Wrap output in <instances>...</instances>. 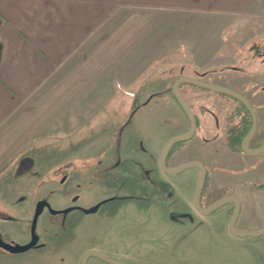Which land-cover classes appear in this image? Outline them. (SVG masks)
<instances>
[{
    "label": "crops",
    "instance_id": "0c3cea01",
    "mask_svg": "<svg viewBox=\"0 0 264 264\" xmlns=\"http://www.w3.org/2000/svg\"><path fill=\"white\" fill-rule=\"evenodd\" d=\"M260 1L0 0V194L8 184L18 182L17 166L23 159L29 160L24 162L30 164L26 170L39 173L75 163L79 154L111 147L114 135L120 140L123 126L137 119L160 124L164 131L160 147L153 150L159 162L165 143L188 130L186 116L177 125L171 117L165 119L177 104L172 85L182 76L203 77L207 83L242 94L256 111L257 132L264 135V61L251 70L248 85L252 87L244 88L237 79L229 80L231 73H218L223 68L237 70L232 49L205 60L197 47L191 48L188 36H182L191 18L228 26L234 18L255 13ZM212 60L220 71L206 78L202 73ZM178 90L192 108L202 99L205 106L219 108L213 113L218 122L215 130H222L226 108L235 106L232 99L200 93L186 83ZM163 103L168 108H162L160 117L157 110ZM196 115L213 128L209 115ZM200 137L186 149L191 144L198 149ZM213 138L210 144L219 143L227 155H238L226 150L221 137ZM197 154L180 159L175 154L168 168L189 161L202 163L200 149ZM217 154L212 150L209 158L206 150L202 155L209 189L218 194L231 187L241 217L253 229L264 228V181L217 184L221 168L215 163Z\"/></svg>",
    "mask_w": 264,
    "mask_h": 264
},
{
    "label": "rangeland",
    "instance_id": "374dc122",
    "mask_svg": "<svg viewBox=\"0 0 264 264\" xmlns=\"http://www.w3.org/2000/svg\"><path fill=\"white\" fill-rule=\"evenodd\" d=\"M259 4L255 13L234 18L228 26L212 19L199 22L190 19L182 36L184 39L188 36L191 48L197 47L205 60L214 55L225 56L230 48L237 62L236 71L223 68L218 72L212 60L208 63L211 67L202 75L209 78L214 72L231 73L229 80L237 79L244 88L251 86L248 84L252 68L262 66L264 61V0ZM197 91L212 95L200 87ZM174 103V111L167 112L165 119L171 117L177 125L176 121L181 124L185 115L179 104ZM160 108L157 112L161 117L162 108L168 107L163 103ZM218 109L212 105L203 108L206 113ZM149 110L145 108L146 112ZM159 127L160 124L149 125L148 121L145 124L137 119L134 124L123 126L120 140L114 135L108 149L95 148L94 152L79 154L75 163L59 165L47 172L24 170L18 182L8 184L0 194V242L9 246L29 243L37 203L44 201L49 207L38 215L34 229L41 247L21 253L0 248V264H79L84 252L91 250L127 264H186L188 255L190 264H264V235L231 240L225 232L220 242L200 229L182 242L187 227L179 221L187 214L185 200L194 193L196 168L169 175L159 167L157 151H153L163 139L160 137L164 131ZM263 141L264 135L258 131L250 146H259ZM212 142L201 137L199 148L191 144L188 150L189 141L175 144L165 166L171 164L175 154L178 159L199 157V149L203 165L204 151H209L212 158L213 150L218 152L215 163L221 166L217 184L234 186L248 180L255 185L264 181V152L255 156L239 152L236 156L227 155L221 144ZM209 183L207 174L202 198L206 192H212ZM230 188L224 192H231ZM96 206V211L87 212ZM69 208V212L62 213ZM226 214L220 216V229H224ZM254 240L257 241L253 243ZM86 264L107 263L90 257Z\"/></svg>",
    "mask_w": 264,
    "mask_h": 264
},
{
    "label": "flooded vegetation",
    "instance_id": "af4514ba",
    "mask_svg": "<svg viewBox=\"0 0 264 264\" xmlns=\"http://www.w3.org/2000/svg\"><path fill=\"white\" fill-rule=\"evenodd\" d=\"M197 79L204 81L203 77H200V78H197ZM219 86H221V85H219ZM193 87H195V86H192V88ZM224 87H226V86H224ZM226 88H229V87H226ZM229 89H231V88H229ZM231 90H233V89H231ZM213 93L217 94V95H221L219 93L212 92V94ZM207 94H209V93H207ZM221 96L228 97V96H225V95H221ZM228 98H230V97H228ZM230 99H233V98H230ZM233 101H234V105L235 106L234 107H227L226 110H225L226 117L224 119L225 123L223 125L222 130H215L216 127H217V123H218L217 122V118L214 117V114H213L214 112H212V113H208L207 112L206 113L203 110V108L208 107V106H205L203 104V102L195 107V108H198L197 110H195V112L197 114H198V112H200V113H202L203 116L209 115L210 119L212 120V122L214 121V123H213V128L214 129L213 128H208V123H207V125H203L202 124V120L200 118L198 119V116L193 111L194 107L192 108V107L189 106L190 109H191V112L193 113V115L195 117V122H196L195 131L193 133V136L188 140L189 143L191 142V140L193 138H195V136L197 137V135H200L203 139L204 138H208V137H211V138L215 137L217 139V138L221 137L223 139V141H224L223 145L225 146L226 150L229 153H237V152H239L240 154L243 153L242 150H241V143H242L243 138L246 136V134H247V132H248L250 126H251L252 120H251V116H250L249 112L246 110V108L241 103H239L238 101H236V100H233ZM237 103L239 105H237ZM255 114H256V111H255ZM256 118H257V115H256ZM187 121H188V130H189V120H188V118H187ZM204 127L208 128L206 133H203ZM246 129H247V131H246L245 135L241 136ZM196 133H197V135H195ZM256 133H257V125H256V130H255L254 135ZM240 139H241V141H240ZM252 139H253V137L251 138V140ZM206 140H209V139H206ZM213 140H214V138H213ZM262 144H264V141L261 143V145ZM261 145H259V146H261ZM248 146H249V148H257V147H259V146L251 147L250 146V142H249ZM196 161H198V160H196ZM198 162H200V161H198ZM196 170L198 171V175H199V170L197 168H196ZM205 171H206L205 172V177H206V175H207L206 168H205ZM204 181H205V179H204ZM196 184H197V182H196ZM203 185H204V183H203ZM203 187H202V190H201V193H200V196H199L197 207H196L195 202H194V193L192 194L193 196L192 195L190 196V200L186 201L184 203V206L187 208V212H186L187 214H184L183 219L181 221H179L180 222L179 224H181L183 226L185 225L187 227V235L183 236L182 242L183 241L185 242L186 240L188 241L190 239L191 235L194 232H196L197 230H200V229L211 233L212 236H214V238H217L220 242H222L223 234L225 232H226L227 236L230 237V239H233V238L237 239L238 236L233 235L231 233V231H230V228H229V222L231 220V216H232L233 209H234V204L231 201L230 202H226L225 204H223L222 206L218 207L217 209H215V210H213L211 212H208V213L203 212V210L207 209L209 206H211L216 201H218V200H220L222 198H225V197H232V195H230V192H224L225 190H223L219 194H217L216 192L212 191L210 194H207V192H206L205 197L202 198L201 194H202V191H203ZM195 188H196V186H195ZM195 188H194V192H195ZM211 195H214V197L211 198L210 197ZM116 199H120V198H116ZM111 200H115V199H111ZM94 208H95L94 211H96L97 210V206L94 207ZM45 209H47V207L43 208V210H45ZM69 209H71V208H69ZM94 211H92V212H94ZM225 213H227L226 214L227 218H226V221H225L224 229H222V228L220 229V226H221V225L219 226L220 220H221L220 216H223ZM250 223L251 222H249L247 219L244 220L241 217L240 204H239V213H238L237 217L235 218L234 228L238 232H241V233H248V232H252V231H257L259 229H264V228L253 229L251 227ZM218 228L220 229L219 231H218ZM248 237H255V236H248ZM260 237H262V236H260ZM239 238H243V237H239ZM257 240H254L252 242L255 243ZM40 247H41L40 244H38V241H36V244L32 248H40ZM93 251H95V250H93ZM86 252H84V254ZM83 255H82V257H83ZM82 257L79 259V264L81 263ZM111 257H113V256H110L109 258H111ZM88 259H87V261H88ZM112 259L116 260L115 258H112ZM87 261H86V263H87ZM117 261H119V262H121L123 264H127V263L122 262L121 260H117ZM185 262H186V264H190L191 263V258L189 257V255L185 258Z\"/></svg>",
    "mask_w": 264,
    "mask_h": 264
},
{
    "label": "water",
    "instance_id": "95a60500",
    "mask_svg": "<svg viewBox=\"0 0 264 264\" xmlns=\"http://www.w3.org/2000/svg\"><path fill=\"white\" fill-rule=\"evenodd\" d=\"M183 83L195 86V87H200L203 89H206L208 91L211 92H215V93H219L221 95H225L228 96L230 98H233L234 100L238 101L239 103H241L246 110L249 112L250 116H251V126L246 134V136L243 138L242 143H241V150L245 155H250V156H255V155H259L260 153L264 152V144H262L261 146L257 147V148H249L248 144L251 140V138L253 137L255 130H256V125H257V118H256V114H255V110L253 109V107L251 106V104L249 103V101L240 93L231 90L229 88H226L224 86H219V85H214L211 83H207L205 81L196 79V78H192V77H186V76H182L177 78L173 85H172V94L174 96V98L176 99L177 103L179 104V106L181 107L182 111L185 113L186 117L189 120V130L186 133H183L181 135H177L172 137L171 139H169L161 153L159 156V167L166 172L169 175H175L179 172H181L182 170H185L187 168H191V167H195L199 170V175H198V179H197V184H196V188H195V192H194V202L195 205L197 207L198 204V200H199V196L203 187V183H204V179H205V168L204 166L198 162V161H189V162H185L182 163L176 167L173 168H168L165 166V160L166 157L170 151V149L177 143L180 142H184V141H188L192 136L193 133L195 131V126H196V122H195V117L193 115V113L191 112V109L189 107V105L183 100V98L181 97L180 93H179V86ZM232 202L234 204V209H233V213L231 216V220L229 222V228L230 231L233 235H236L238 237H248V236H263L264 235V229H259L257 231H252V232H248V233H241L238 232L235 228H234V221L235 218L237 217L238 213H239V200L235 197H225L222 198L218 201H216L215 203H213L211 206H209L207 209L203 210V212L208 213L211 212L215 209H217L218 207L222 206L223 204H225L226 202ZM44 207H49L48 204L44 201H39L37 203L36 206V210L33 216V220H32V225H31V240L28 244L23 245V246H9L7 244H4L2 242H0V248L4 249L5 251L9 252V253H21L24 251H27L29 249H31L37 241V237L34 233V229H35V224H36V220L38 215L42 212ZM71 209H65L62 211L63 214L69 212ZM95 208L88 210L87 212H92L94 211ZM89 257H96L99 260L107 263V264H123L117 260H114L112 258H109L97 251H87L82 259H81V263L80 264H86V261Z\"/></svg>",
    "mask_w": 264,
    "mask_h": 264
},
{
    "label": "trees",
    "instance_id": "16d2710c",
    "mask_svg": "<svg viewBox=\"0 0 264 264\" xmlns=\"http://www.w3.org/2000/svg\"><path fill=\"white\" fill-rule=\"evenodd\" d=\"M196 88H197V87H196ZM232 100H233V99H232ZM247 129H248V128H247ZM247 129L243 132V134H242L241 136H244V135H245ZM240 141H241V139H240ZM27 160H28V159H23V160L19 163V165L17 166V174L22 173L24 170H26V169L30 166V164H28V165H24V162L27 161ZM28 161H29V160H28ZM261 187H264V185H262Z\"/></svg>",
    "mask_w": 264,
    "mask_h": 264
}]
</instances>
